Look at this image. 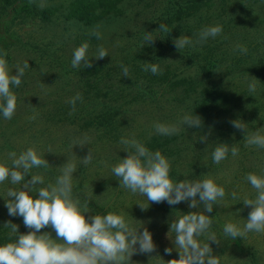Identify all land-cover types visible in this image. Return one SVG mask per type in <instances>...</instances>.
Listing matches in <instances>:
<instances>
[{
    "label": "rangeland",
    "instance_id": "obj_1",
    "mask_svg": "<svg viewBox=\"0 0 264 264\" xmlns=\"http://www.w3.org/2000/svg\"><path fill=\"white\" fill-rule=\"evenodd\" d=\"M8 1L11 2L12 0H0V8ZM95 1L101 5L107 3L106 7L110 8L111 14L122 13L124 23L130 20L127 23L132 30L130 34L140 29L152 32L176 30L182 34L178 29L182 25H177V28L172 29L173 25L169 27L164 24V16L167 13L162 15V11L168 0ZM152 1V8L159 1L160 18H157L156 15L158 14H153L154 9L150 11L149 5H147L148 3L151 4ZM37 2V15H33L32 11L25 10L22 13L19 11L20 15L16 17L11 26L10 30H12L13 36L16 35L20 39V43L9 44L6 51L8 55L0 50V53L5 54L8 66L13 70V73L18 65L22 66L24 62L29 64L28 68L25 69L21 85L11 89L17 96L15 114L8 120L0 118V162L10 165L11 161L8 158L10 152L19 155L29 147L36 149L42 154V158L49 162L46 168L32 169V174L44 177V184L37 185L36 188L54 184L57 176L62 174V168L66 163L75 164L76 171L72 175V184L81 182V191L90 194L95 199L97 206L104 208V212L101 213L97 210L98 207L89 206L73 195V198L78 200L81 205H87L90 211L88 216L104 215L109 212L121 214L131 227L140 228L141 232L147 228L152 233L155 249L150 253L141 252L137 244L136 251L133 248L129 250L128 254H125L122 264H169L168 261L179 258L178 250L174 245V233L169 232L171 222L191 211L203 212V205H198L197 208H189L190 201H182L175 205H169L166 201L150 203L146 196L119 187V180L113 176L111 167L128 155L124 151L126 146L120 143L121 138H135L143 143L149 151L159 150L162 155L169 159L170 177L173 178L174 182L192 180L190 171L187 170L188 162L186 163V159L191 156V132L188 131L189 128L182 126L179 122L174 124L179 127V131L174 135L167 136V140L174 139V145L173 147H166L164 145L165 135L156 133L153 125L157 122L173 125L169 119L166 121L160 116V113L170 114V110L167 105H158L153 100L157 98L154 94H152L153 96L142 97V95L133 93L132 95L137 97L135 100L143 101L136 102V104L132 102V107L122 115L120 114L121 117H116L113 122L104 125H101L98 120H93L89 115L94 112L96 114L107 112L108 110L116 112L119 104L113 103L114 99L112 98L102 97L101 101L96 104L92 102L81 104L78 101L73 111L72 106L68 103L69 99L77 93H80L81 96L86 95L90 87L87 85V81L80 80L74 73L70 72L68 77L60 74L61 63L59 62L64 56L69 57V53L62 50L64 45L61 42L55 43L56 35L63 32L62 29L64 28L66 30L65 39H73L67 48H70L74 44L73 42L78 45L76 47L87 42L91 49L89 53L93 54L92 56L90 54L91 59L95 58V53L99 48L106 50L110 57L114 52L120 50L119 47L128 46L125 36H119L114 40L117 33L122 30L121 25L123 24H116L110 20L101 22L97 26L98 31L96 33H99L100 36L97 39L93 33L91 35L84 34L87 28L83 23H79L75 28L66 26L60 12H62L63 7L72 4V0H37ZM241 2L251 4L253 9L248 12L246 7H243L238 12H234L233 8ZM184 7L185 9L182 10L179 18L199 14L203 18L209 19L207 25L211 20L220 16L240 20L235 25V32L232 33L234 36L231 37L232 34L228 35L224 32L219 35V41L221 48H224L228 44L232 45L239 42L240 39V43H245L243 47L247 49L244 54L242 53L246 62L249 60L246 57L247 52L252 49V46L264 48V0H186ZM175 12L172 13L175 14ZM176 15L178 16V12L174 17ZM52 16L55 19L49 21L51 23L49 24L46 19L52 18ZM160 25H165L167 30H162ZM187 33L184 32L181 36ZM244 35H247L245 42L241 39ZM81 36L84 37L81 39ZM31 42L34 44L31 45ZM133 51L132 48L127 50L125 54L132 53L131 56H133ZM58 57L60 59H57ZM256 68L259 67L256 66ZM216 77L221 78L219 74ZM224 83L226 84V81ZM95 93V91H91L89 94ZM100 93L103 92L100 91ZM103 95L113 96L112 94ZM257 100L263 103L264 95H258ZM109 104H114L113 108L109 107ZM89 106L91 107L90 110L86 111L85 109ZM159 109L161 111H158ZM195 114L203 118L204 111ZM251 115L253 114L227 116L223 119L226 128L229 127L233 130L232 135L228 136L238 138L237 142L229 143V146L235 145L239 149L238 155L233 157L229 153L225 160L219 164H214L210 154L204 163L206 174L203 179L212 178L217 184L225 188V196L216 203V212L220 211L221 221L224 224L219 225L215 230H208L215 233L218 240V242H210V247L212 254L219 258L220 264H252L250 255L254 254V262L264 264V233L249 232L244 237H240L242 241H238V238L226 236L223 232L226 223H234L242 227L246 222L251 206H245L243 200L255 199L256 190L252 188L245 177L249 173L259 175L264 172V148L246 145L244 139L245 134L246 136L264 135V115L255 118ZM235 120L244 124L247 132L233 127L232 122ZM207 131L217 141L220 132L216 125L211 126ZM216 146V144L212 146V150ZM89 151L92 155V161L85 165L81 159L87 156ZM26 179H30V175ZM22 186L23 182L13 185L9 180L0 184V196H2L0 197V245L15 242L20 233L31 231L25 227L23 217L9 216L5 206L6 200H9L8 190L10 188L22 190ZM233 192L236 193L235 199L232 196ZM7 222L16 224L18 232H12L10 227L4 226ZM40 233L52 238L57 244L63 245L64 243L55 238L56 234L50 225L42 228ZM199 239L204 243L209 242L206 235ZM64 246L67 247L68 245ZM169 248L172 249L171 252H166L165 250Z\"/></svg>",
    "mask_w": 264,
    "mask_h": 264
},
{
    "label": "clouds",
    "instance_id": "obj_2",
    "mask_svg": "<svg viewBox=\"0 0 264 264\" xmlns=\"http://www.w3.org/2000/svg\"><path fill=\"white\" fill-rule=\"evenodd\" d=\"M162 30H167L165 25H160ZM223 31L221 25L205 26L198 33L197 42H206L209 38L215 39ZM97 39L99 33H94ZM150 43L153 40L147 38ZM193 45L192 39L187 36L175 40L178 50ZM234 51L245 53L242 45H235ZM89 44L82 43L72 53L71 66L77 68L83 62L85 68L91 67L88 61ZM108 56L103 48L97 50L96 59ZM28 62L17 66L15 72L9 68L4 53H0V118L11 119L17 108V96L11 90L19 87ZM145 72L152 75L162 74L163 69L157 63H147L143 66ZM123 77L129 76V68L122 66ZM255 81L248 84L249 91H254ZM82 96L77 93L69 99L68 103L75 110ZM200 116L185 114L180 124L183 126L199 127ZM233 127L246 130L237 120L232 122ZM156 133L171 136L179 131L177 125L155 123ZM203 139V138H202ZM246 145H255L264 148V135L253 134L244 137ZM125 145L124 151L128 153L118 163L111 167L114 177L119 180V187L126 188L132 193L146 196L150 203L166 201L175 205L182 201H190L189 208L203 205V212L191 211L183 214L170 224V231L174 233V245L178 250L179 258L172 259L169 264H220L219 258L212 254L210 242L217 241L215 233L209 232L212 224L210 213L213 204L225 196V188L216 183L212 178L202 180H181L174 182L170 177V161L159 150L152 152L135 138H121ZM131 149V151H129ZM239 149L227 143L218 144L211 153L212 162L219 164L225 160L229 153L235 157ZM8 158L11 164L0 162V184L9 180L17 185L23 182L22 190L9 189L5 206L9 216L23 217L25 227L31 231L19 234L15 242L0 245V264H122L125 254L130 249L139 245V251L150 253L155 249L152 233L145 228L142 232L129 225L121 214L107 213L104 215L88 216L90 212L87 205H81L72 194V175L76 171L75 164L68 162L62 168V174L56 178L54 184L36 188L44 184L42 175L32 174L33 168L48 167V160L42 154L29 147L17 155L10 152ZM92 155L81 159L85 165L91 163ZM30 175V179H26ZM247 182L256 190L255 199H245L243 204L251 206L246 222L243 226L226 223L223 232L226 236L237 238L244 237L249 232L264 233V172L257 175H246ZM94 191V190H93ZM233 199L236 193H232ZM2 197V196H0ZM142 208L144 206L140 205ZM208 215H205L204 213ZM51 226L56 239L64 243L57 244L44 233L42 228ZM12 232H18V226L5 223ZM169 235V233H168ZM207 236L208 243L199 238ZM64 245H68L65 247ZM172 249H166L171 252ZM133 254V253H132ZM131 254V255H132Z\"/></svg>",
    "mask_w": 264,
    "mask_h": 264
},
{
    "label": "trees",
    "instance_id": "obj_3",
    "mask_svg": "<svg viewBox=\"0 0 264 264\" xmlns=\"http://www.w3.org/2000/svg\"><path fill=\"white\" fill-rule=\"evenodd\" d=\"M72 1V4L70 3L66 7H63L62 12H60L66 26L75 28L79 23H83L87 28L84 34L91 35L98 31L97 26L101 22L110 20L116 24H123L121 25L122 30L119 31L120 33H117L114 40L119 36H125L127 40L126 45L128 46H121L119 47V51L114 52L110 57L105 56L102 59H91L90 54L91 56L93 54L89 53L87 58L91 63V67L85 68L82 62L79 67L73 68L71 66L72 53L78 45L76 42H73L74 44L70 48H67L69 42L73 41V39H65L66 30L63 28V32L56 35L55 43L61 42L64 45V49L62 50L68 51L69 57L64 56L59 62L61 63L60 74L68 77L71 72L79 77L80 80L87 81L86 83L90 88L87 94L82 96L81 104L86 102L96 104L98 101H101L102 97L112 98L114 99L113 103L119 104L115 110L117 113L108 110L107 112H98L97 114L94 112L95 114L89 115L93 120H98L101 125L113 122L116 117H121L120 114L122 115L132 107V102L136 104V102L143 101L135 100L137 97L132 95L133 93L142 95V97L147 95L153 96L152 94H154L157 98L153 100L160 106L167 105V108L170 110V114L160 113V116L166 119V121L169 119L172 124L180 122L185 114L195 116V113L200 114L204 111L199 127L185 125L189 128L188 131L191 132V156L186 159V163L188 162L187 170L190 171L192 180H202L205 176L204 163L208 155L212 153V146L238 141V138L228 136L232 135L233 130L229 127L226 128L223 124L224 118L243 114L250 115V113L253 114L251 117L253 116L254 118L264 115V100L263 103L257 100L258 95H264V48L252 46V49L247 52L246 57L249 60L246 62L241 52L233 50L235 45L241 44L240 39L239 42L232 45L228 44L224 48H221L219 36L215 39L209 38L203 43L197 42L198 33L205 26L219 24L223 28L221 34L224 32L228 35L234 33L235 25L240 21L237 18L231 19L220 16L211 20L208 25L209 19L203 18L199 14H191L185 16L186 18H179L180 13L185 9L184 4L186 0H168L162 11V15L167 13L164 16V24L169 27L173 25L172 29L177 28V25H182L178 28L179 31L182 34L188 32L184 36L189 37L193 41L191 47L178 50L175 46V40L182 34H179L176 30L170 29L172 30L171 32H152L140 29L130 34L132 30H130L127 24L130 20L124 23V19L121 16L122 13L111 14L109 12L110 8L106 7L107 3H103V6L95 0ZM147 5H149L150 11L154 9L153 14H158L156 17L160 18L161 8L159 1L155 3L154 8L151 6L153 5V1ZM37 7V0H12L1 6V51L6 52L9 44L16 45L20 43V39L16 35L13 36L12 30H10L16 17L20 15L19 11L21 13L25 10L32 11L33 15H37ZM243 7H246L248 12L253 9L251 4L241 2V4L233 8V11L238 12ZM174 11H176L175 14L178 12V16L174 17ZM54 19L52 16V18H47L46 22L51 24L49 21H53ZM13 33L15 32L13 31ZM233 36L234 34L231 35V37ZM83 37L81 36V39ZM148 37L153 39L151 41L152 44L147 39ZM241 39L244 42L247 41V35H244ZM30 44L33 45L34 43L31 42ZM244 44L242 43L241 45L243 46ZM132 48L134 50L133 56H131L132 53L125 54L127 50H131ZM90 50L89 48V52ZM6 55H8V52H6ZM57 59L60 58L58 57ZM147 63L159 64L163 69L162 74L152 75L150 72H145L143 66ZM122 66L129 68L130 77H123ZM256 66L259 68H256ZM218 74L221 76L220 79L216 77ZM224 81H226V84ZM251 81H255L256 84L254 91H249L248 89V84ZM91 91H95L96 93L89 94ZM100 91L103 93L101 94ZM103 94H112L113 96L109 97ZM113 106L114 104H109V107L113 108ZM90 108L89 106L85 110L88 111ZM158 111L161 110L159 109ZM258 123L260 124V122ZM213 125H216L220 132L217 141L207 131ZM233 129L236 130L235 128ZM164 138V145L166 147H173L174 139L167 140V136ZM81 190V182L72 184L73 195L89 206L98 207L97 210L99 212H104V208L97 206L95 199L90 194ZM216 210L215 203L210 213L212 224L209 229L212 230L224 224L221 221L220 211L216 212ZM237 238L239 239L238 241H242V238ZM241 246H243L242 243ZM254 255H250L252 264H256L254 262Z\"/></svg>",
    "mask_w": 264,
    "mask_h": 264
}]
</instances>
